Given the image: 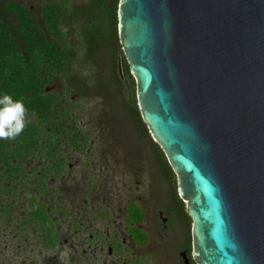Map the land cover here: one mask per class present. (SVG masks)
I'll use <instances>...</instances> for the list:
<instances>
[{
  "label": "water",
  "instance_id": "95a60500",
  "mask_svg": "<svg viewBox=\"0 0 264 264\" xmlns=\"http://www.w3.org/2000/svg\"><path fill=\"white\" fill-rule=\"evenodd\" d=\"M137 107L196 264H264V0H118Z\"/></svg>",
  "mask_w": 264,
  "mask_h": 264
},
{
  "label": "trees",
  "instance_id": "16d2710c",
  "mask_svg": "<svg viewBox=\"0 0 264 264\" xmlns=\"http://www.w3.org/2000/svg\"><path fill=\"white\" fill-rule=\"evenodd\" d=\"M118 4V0H27L22 5L18 0H0V95L22 100L29 121L15 140L0 139V234L12 231L23 245L16 253L27 257L29 264L31 232L49 229L44 202L37 200L43 197L44 187L32 182L42 180L48 157H58L59 141L69 139L63 134L85 130L83 117L75 113L76 91L85 87L82 99L102 98L100 104L108 109L113 101L126 100L141 121L136 83L117 33ZM75 39L78 45L72 44ZM102 55L108 62L107 85L120 88L121 95L115 98L104 97L106 92L88 95L101 86ZM83 68L95 75L82 77ZM55 84L62 90L45 91ZM104 120L99 115L96 124ZM141 125L147 130L143 121ZM37 238L45 241L40 234ZM3 252L0 261L6 264L9 259L3 258Z\"/></svg>",
  "mask_w": 264,
  "mask_h": 264
},
{
  "label": "flooded vegetation",
  "instance_id": "af4514ba",
  "mask_svg": "<svg viewBox=\"0 0 264 264\" xmlns=\"http://www.w3.org/2000/svg\"><path fill=\"white\" fill-rule=\"evenodd\" d=\"M18 2L27 5V0ZM61 88L55 84L45 91ZM80 88L74 95L79 98L78 115L83 114L81 102L87 93ZM137 119L154 143V153L130 145L123 148L104 121L96 125L103 130L100 135L85 126L84 131L63 134L69 139L59 141L58 157H48L42 180L32 182L44 187L37 200L44 202L49 215V229L30 234L35 250L39 246V251L57 253L59 258L68 234L76 242L72 248L77 257L70 253L63 264H196L192 220L178 195L175 173L142 127V118ZM78 154L87 156L83 172L71 164ZM39 234L45 241L37 238Z\"/></svg>",
  "mask_w": 264,
  "mask_h": 264
},
{
  "label": "rangeland",
  "instance_id": "374dc122",
  "mask_svg": "<svg viewBox=\"0 0 264 264\" xmlns=\"http://www.w3.org/2000/svg\"><path fill=\"white\" fill-rule=\"evenodd\" d=\"M78 39H75L72 41V44L78 45L79 42ZM81 56V53L80 55ZM99 61L102 67L101 70V86L97 89L90 90V94L88 93L89 97L95 96L96 93L100 92L105 93L104 97H112L115 98L116 95H121L119 93V87L116 86H108L109 83V76L107 73L108 68V62L107 58L102 55L99 57ZM95 75V72L92 69L83 68L81 71V76L84 78H90ZM89 91V90H88ZM115 100V99H114ZM102 101V98H92L90 102L82 101L81 103H85L83 105V108L81 109L80 117H83L82 125L88 128L90 131H94L97 134H101L103 130L97 128L96 129V119L99 115H104L103 111H108L107 114H105V126L106 130L109 131V129L112 128V132L117 135L120 139L121 146L123 148L130 147L132 148H140L142 147L147 154L154 153V143L150 141L149 135H145L143 133V130L138 122L137 117L127 108L126 100H123L119 103L113 101V105L111 108L107 109L106 106L100 104ZM108 116V117H107ZM107 117V118H106ZM87 156L85 154L83 155H75L71 158V164L77 165L78 167H81L79 171H82V169L85 170V167L83 166L87 162ZM77 167V168H78ZM67 222V221H66ZM70 226V224H67ZM67 229V228H66ZM3 231V230H2ZM67 232V230H66ZM63 239H67V242H65L66 249L63 250L61 253V256L57 258V253H51V252H45L42 250V252L38 249L35 250L36 246H34L32 243H29L28 249V255H30V251H33V255L31 256V264H63L64 259L68 258L70 253L76 254L74 251L75 248H72V245H75L76 242H73L74 238H72L70 235L66 234ZM22 244L17 242V238L12 235V231H3L2 234H0V250H3V258L6 260L9 259V262L6 264H29L27 257L25 259L21 258V253H16L17 251H21ZM34 249V250H33ZM89 253L92 254V251ZM43 255V256H42ZM19 256V257H18ZM2 258H0L1 260ZM44 259V260H43ZM63 260V261H62ZM42 262V263H41ZM65 263V262H64ZM0 264H3V262L0 261Z\"/></svg>",
  "mask_w": 264,
  "mask_h": 264
},
{
  "label": "clouds",
  "instance_id": "9594fccd",
  "mask_svg": "<svg viewBox=\"0 0 264 264\" xmlns=\"http://www.w3.org/2000/svg\"><path fill=\"white\" fill-rule=\"evenodd\" d=\"M28 110L22 100L0 95V139L15 140L25 130Z\"/></svg>",
  "mask_w": 264,
  "mask_h": 264
}]
</instances>
